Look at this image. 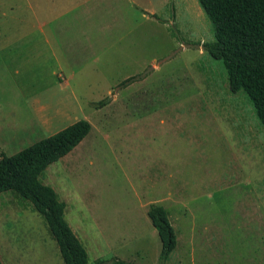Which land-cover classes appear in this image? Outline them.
<instances>
[{"label": "rangeland", "instance_id": "rangeland-1", "mask_svg": "<svg viewBox=\"0 0 264 264\" xmlns=\"http://www.w3.org/2000/svg\"><path fill=\"white\" fill-rule=\"evenodd\" d=\"M0 5V130L19 138L14 151L0 150L13 156L79 120L93 126L74 159L49 167L90 264V248L105 261L161 264L152 205L167 210L177 235L165 264H264V126L205 51L214 24L198 0ZM2 202L15 263L64 264L31 204L5 193Z\"/></svg>", "mask_w": 264, "mask_h": 264}, {"label": "trees", "instance_id": "trees-1", "mask_svg": "<svg viewBox=\"0 0 264 264\" xmlns=\"http://www.w3.org/2000/svg\"><path fill=\"white\" fill-rule=\"evenodd\" d=\"M198 2L214 24V40L204 44L205 51L223 61L231 92L246 93L264 126V0ZM138 79L128 78L119 86L126 87ZM109 103L107 98L96 107ZM91 129L90 122L79 120L13 156L0 150V193L15 191L45 217L65 264H89L88 253L65 219L66 203L59 201L53 188L41 183L40 175L72 152ZM148 216L162 243L160 263L165 264L178 245L175 229L160 205H152ZM98 264L133 263L115 257Z\"/></svg>", "mask_w": 264, "mask_h": 264}, {"label": "crops", "instance_id": "crops-1", "mask_svg": "<svg viewBox=\"0 0 264 264\" xmlns=\"http://www.w3.org/2000/svg\"><path fill=\"white\" fill-rule=\"evenodd\" d=\"M12 59V56L11 57H9L8 58V60H11ZM15 61V60H14ZM4 71H5V9H3L2 8V5H0V82H2V80L4 79ZM74 77V76H73ZM72 77V78H73ZM0 112H1V108H0ZM93 127V126H92ZM32 129H34V128H32ZM92 130V129H91ZM1 131V135H0V148L1 149H4V150H10V151H14V149H12V148H14V146L15 145H17V144H19L18 143V136H15L16 135V131H17V129L16 128H14L13 130H11L10 132H6L5 131V128H3V129H1L0 130ZM93 131H94V128H93ZM3 136H5V138H3ZM84 141V140H83ZM82 141V142H83ZM81 142V143H82ZM80 143V144H81ZM79 144V145H80ZM34 145V144H33ZM78 145V146H79ZM32 146V145H31ZM77 146V147H78ZM76 147V148H77ZM75 148V149H76ZM21 152V151H20ZM71 153H74L73 151L72 152H70L69 154H71ZM68 154V155H69ZM67 155V156H68ZM66 156V157H67ZM65 158V157H64ZM68 159L70 158L71 160L72 159H74L75 157L73 156V155H70V156H68L67 157ZM67 158H65V159H67ZM60 161V160H59ZM53 165V164H52ZM51 166V165H50ZM49 166V167H50ZM47 168L41 175H40V181H41V183L42 184H44V185H46V186H52L51 184H52V181H51V179H52V177H53V175L54 174H51L50 172H49V170L51 169V168ZM53 167V166H52ZM49 182V183H48ZM52 188V187H51ZM55 190V189H54ZM58 191V190H57ZM56 192V191H55ZM5 193V197L6 196H8V195H11V196H14V197H16V198H18V199H24V198H22L20 195H18L15 191H7V192H4ZM0 194H3V193H0ZM56 195H57V197H58V199H59V201H61V199H60V197H59V195H58V193L56 192ZM25 200V199H24ZM27 201V200H26ZM29 202V201H28ZM62 202V201H61ZM30 204H31V209L34 211V212H36L37 214H39L42 218H43V220L45 221V223H46V225H47V227H48V230H49V233L51 234V236H52V238L55 240V242L57 243V240H56V238L54 237V235H53V233L51 232V229H50V227H49V225H48V223H47V220L45 219V217L42 215V214H40L36 209H35V207H34V205L31 203V202H29ZM66 203V210H67V208H68V203L67 202H65ZM0 208H5V211L6 212H8L9 211V209H7V208H9L7 205H6V203H1L0 204ZM30 210V209H29ZM66 210H65V216H66ZM31 211V210H30ZM3 216H4V214H3ZM66 219V218H65ZM9 218H7V217H3L1 220H0V236H2L1 238L2 239H0V251H1V256H2V263L3 264H16L15 263V259L12 257V256H10L11 255V253H10V246L8 245V243H9V241H10V235H9V233L8 232H5V228L6 229H9L10 228V226H9ZM67 221V220H66ZM68 223V222H67ZM70 226V225H69ZM72 229V228H71ZM74 233H76V236H77V234H79V233H81V231H73ZM79 239V238H78ZM80 240V239H79ZM80 242H81V240H80ZM82 243V242H81ZM57 245H58V243H57ZM82 245L85 247V245L82 243ZM6 248V249H5ZM58 248H59V251H60V247H59V245H58ZM85 249H86V247H85ZM87 250V249H86ZM5 252H6V254H5ZM92 252V255H93V262H92V264H98V263H101V262H103V261H105L104 260V258H102V257H98V252H96L94 249H92V248H90V253ZM87 253H88V251H87ZM9 254V255H8ZM60 254H61V251H60ZM61 257H62V255H61ZM5 258H6V260L7 261H5ZM1 259V258H0ZM62 259H63V257H62ZM6 262V263H5ZM63 262H64V259H63ZM88 262H89V264H90V261H89V253H88ZM64 264H65V262H64Z\"/></svg>", "mask_w": 264, "mask_h": 264}]
</instances>
